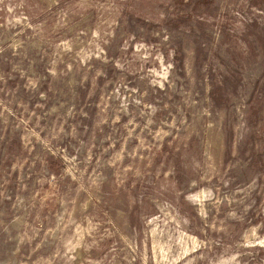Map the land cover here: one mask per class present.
<instances>
[{
	"label": "rangeland",
	"instance_id": "obj_1",
	"mask_svg": "<svg viewBox=\"0 0 264 264\" xmlns=\"http://www.w3.org/2000/svg\"><path fill=\"white\" fill-rule=\"evenodd\" d=\"M0 264H264V0H0Z\"/></svg>",
	"mask_w": 264,
	"mask_h": 264
}]
</instances>
